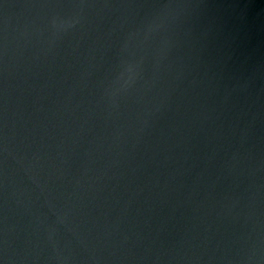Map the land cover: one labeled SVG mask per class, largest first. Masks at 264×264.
Segmentation results:
<instances>
[{
	"label": "water",
	"instance_id": "95a60500",
	"mask_svg": "<svg viewBox=\"0 0 264 264\" xmlns=\"http://www.w3.org/2000/svg\"><path fill=\"white\" fill-rule=\"evenodd\" d=\"M0 264H264V0H0Z\"/></svg>",
	"mask_w": 264,
	"mask_h": 264
}]
</instances>
